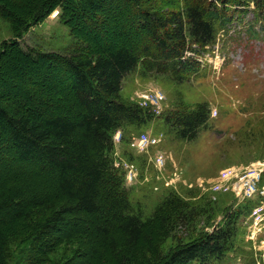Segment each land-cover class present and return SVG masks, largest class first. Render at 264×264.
Returning <instances> with one entry per match:
<instances>
[{
    "label": "trees",
    "instance_id": "1",
    "mask_svg": "<svg viewBox=\"0 0 264 264\" xmlns=\"http://www.w3.org/2000/svg\"><path fill=\"white\" fill-rule=\"evenodd\" d=\"M251 2L264 30V0H0V18L18 35L57 7L70 17L68 24L74 22L71 32L86 36L84 26L95 29L96 19L110 11L121 9L125 16L116 25L122 38L97 49L84 36L66 55L24 47L17 38L0 47V74L5 66L10 74L16 60L39 61L60 71L66 83L54 101L43 96L42 84L39 93H24V105L6 89L0 92V264H7L12 244L26 240L29 263L45 264L73 236L81 244L58 264H209L227 252L239 212L229 211L222 224L185 241L173 231L183 222L197 223L194 209L186 211L189 205L173 194L143 219L122 190L110 153L115 131L154 116L122 100L124 78L141 63L185 81L199 69L198 47L212 45L238 6ZM247 30L258 35L255 25ZM204 109L165 117L193 139L208 120ZM169 238L176 246L165 250Z\"/></svg>",
    "mask_w": 264,
    "mask_h": 264
},
{
    "label": "rangeland",
    "instance_id": "2",
    "mask_svg": "<svg viewBox=\"0 0 264 264\" xmlns=\"http://www.w3.org/2000/svg\"><path fill=\"white\" fill-rule=\"evenodd\" d=\"M238 7L242 9L233 16L229 29L218 33L212 45L198 47L199 53L194 55L200 62L199 69L185 81H178L171 72H158L141 63L124 78L121 98L125 103L141 107L144 93H162L164 113L161 117L153 114L141 124H127L121 131H115L114 136L119 132L121 135L115 139L113 136L114 149L110 153L121 188L128 195L132 210L143 219L150 217L173 194L189 205L186 211L194 209L197 223L183 222L173 231L185 241L202 230L210 231L217 223L222 224L229 211L239 212L230 248L209 264L235 261L264 264V223L255 225L248 217L250 206L255 200L258 203L263 199L247 198V189L235 177L248 168L264 171V30L253 2ZM121 11L114 9L99 20L95 18L98 26L95 29L86 24L89 36L78 29L75 34L71 32L74 22L72 26L68 24L70 17L62 13L61 7L39 23L21 29L19 35L7 20L0 18V47L5 41L17 38L24 47L66 55L84 36L93 48H101L122 38L116 26L124 20ZM74 13L83 15V12ZM251 25L258 30L257 36H249L247 29ZM9 69L10 74L8 66L0 74V92L6 89L17 104L29 103L23 100L24 93L30 90L39 93L37 88L42 85L46 87L43 96L48 101L59 96L58 90L65 92L66 83L60 71L50 72L45 63L24 64L16 60ZM42 77L50 79L51 84L41 83ZM153 106L148 108L152 113ZM198 106L208 111V120L198 128L193 139L183 137L175 123L165 117L168 113L188 112ZM142 131L156 135L159 145L151 149L139 146L137 136ZM3 138L0 134V140ZM159 154L164 158L161 162L156 159ZM257 184L264 187V173ZM183 218L187 221L190 217ZM80 244L77 236L63 241L45 264L67 260ZM172 246H176V239L169 238L164 249ZM29 250L28 240L12 244L7 264H30Z\"/></svg>",
    "mask_w": 264,
    "mask_h": 264
},
{
    "label": "built area",
    "instance_id": "3",
    "mask_svg": "<svg viewBox=\"0 0 264 264\" xmlns=\"http://www.w3.org/2000/svg\"><path fill=\"white\" fill-rule=\"evenodd\" d=\"M164 99V95L162 93H144L142 95V103L143 106L155 105L153 106V110L160 114L162 109L161 105ZM121 133H116L117 136H120ZM115 135V137H116ZM139 146L142 148H147L153 145H156L159 141L157 137L150 135L147 132H143L138 137ZM157 161H163V155L159 154L156 156ZM264 171L258 170L256 168H248L240 173L235 174L236 180L239 185L245 187L247 189L246 197L249 199H257L262 198V202H258L251 211L249 219L252 220L253 224H263L264 223V187H259L258 182L261 181V177ZM224 188V185L221 186L218 190ZM243 190V189H240ZM234 264H241L239 261Z\"/></svg>",
    "mask_w": 264,
    "mask_h": 264
}]
</instances>
